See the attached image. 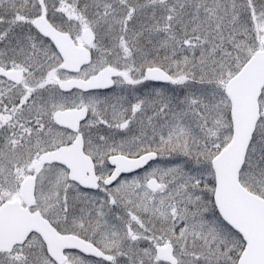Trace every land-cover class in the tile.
<instances>
[{"label": "snow or ice", "instance_id": "obj_1", "mask_svg": "<svg viewBox=\"0 0 264 264\" xmlns=\"http://www.w3.org/2000/svg\"><path fill=\"white\" fill-rule=\"evenodd\" d=\"M0 264H264V0H0Z\"/></svg>", "mask_w": 264, "mask_h": 264}]
</instances>
